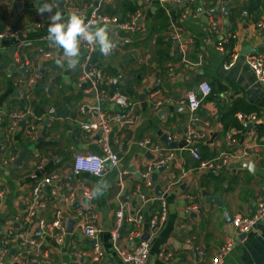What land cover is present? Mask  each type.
I'll return each mask as SVG.
<instances>
[{"label":"crops","instance_id":"0c3cea01","mask_svg":"<svg viewBox=\"0 0 264 264\" xmlns=\"http://www.w3.org/2000/svg\"><path fill=\"white\" fill-rule=\"evenodd\" d=\"M61 1L0 0L3 17L0 26L4 29L0 35L6 33L0 36V188L5 189L0 208V235L22 228L19 218L33 186L45 176L57 173L62 178L60 195L73 192L76 199L66 206L43 185L42 198L46 202L55 201L57 206L47 203L39 216L50 223L55 212L61 210L63 243L59 245L51 235L40 236V230L32 229L31 238L42 243L47 256L40 262H32L35 254L31 251L28 264H94L88 253L95 242L85 237L79 227L80 215L88 211L98 216L97 242L105 255L100 264H126L118 250L132 244L127 228H119L116 247L110 242L109 232L114 227L115 211L121 206H125V212L141 207L139 193L152 198L150 206L143 208L145 213L158 210L161 200L167 209L165 221L153 236H149L146 221L142 228V238L149 237L150 245L146 264H211L218 249L229 240L233 246L220 264H264V223L244 235L235 233L231 225L234 216L253 214L256 200L264 194V91L244 63L246 56L264 55V33L255 28V22L264 15V0H215V3L181 0L179 5L172 2L162 5L153 0L149 3L64 0L62 7ZM45 2L55 5L52 13L37 14V7ZM130 2L140 12L136 28L126 31L107 26L116 44L111 54L105 56L98 45L88 44L89 49L80 47L74 69H68L66 61L63 67L57 66L63 50L50 47L45 39L50 15L61 13L62 22L73 12L85 19L92 10L110 16L121 12L123 3ZM16 4H20L19 10ZM163 12L168 15L170 25L157 30L155 25ZM213 20L216 30L209 31ZM174 28L180 34L178 40L169 38ZM229 42L231 46L226 47ZM182 48L186 49V62L182 60ZM39 50L50 52L51 57L45 58ZM159 51L163 52L162 56ZM93 52L97 53L95 64ZM232 53H237L239 58L225 68ZM40 64L44 70L43 82L38 72ZM21 68H26L23 75ZM92 70L100 71L103 82L97 87L84 86L87 77L83 76ZM130 75H134L128 83L134 124L112 127L107 135L101 130L83 131L81 122L119 110L108 101L107 89L115 79ZM201 83H209L212 91L201 101L193 120L184 103L185 94ZM113 91H124L121 82ZM150 91H159L163 99L158 108L148 99ZM237 100H244L257 110V119L253 123L240 121L243 124L240 130L231 126L224 129L221 117ZM22 108L30 109L29 119L15 123L10 115ZM51 109L55 113L50 114ZM34 112L39 116L45 114L36 117ZM191 128L206 134L202 141L196 142L201 157L206 160L218 158L221 153L240 152L249 140L258 148L256 152L250 151L247 160L227 158L225 165L203 170L198 160L183 149ZM162 135L172 138L177 148L164 144ZM227 135L235 141L227 140ZM102 138L116 151L117 166L100 177L73 174L74 157L100 153L98 141ZM146 141L149 145H142ZM150 144L162 154L174 153L165 170L157 173L161 196L155 194L156 186L151 180L152 186L145 190L142 183L148 167L159 160ZM21 150H24L21 163L16 164ZM248 162L257 167L255 172L242 166ZM154 169L158 168H151V172ZM151 172L146 178L150 179ZM82 189H88L90 196L83 197ZM210 197L219 198L220 205L206 200ZM192 206L196 209L192 210ZM24 249L12 238L7 239L1 248L2 261L21 264L15 261V256Z\"/></svg>","mask_w":264,"mask_h":264},{"label":"built area","instance_id":"2783aa9c","mask_svg":"<svg viewBox=\"0 0 264 264\" xmlns=\"http://www.w3.org/2000/svg\"><path fill=\"white\" fill-rule=\"evenodd\" d=\"M157 4H167L169 2L174 3L175 5H179L181 0H153ZM193 1V0H189ZM140 16V12H137L132 16L131 20L126 23L118 22L116 17L104 16L99 14L96 10H92L90 15L85 22L88 21H98L101 25L111 26L113 28H120L126 31H133L136 28V20ZM216 22L211 21L209 27V31L216 30ZM255 28L264 33V15L255 22ZM6 33L1 34L0 36H4ZM173 40L180 39V34L174 28L173 34L171 35ZM81 46L83 49H89V45L86 42H81ZM222 50V48H219ZM41 54L44 55L45 58H50L51 53L47 51L39 50ZM182 60L186 62V49H181ZM239 56L237 53H232L230 57V61L228 62L225 68L231 67L237 60ZM245 65L252 71L257 82L261 86L264 91V55H254V56H246L244 58ZM90 78L93 76L92 86L97 87L102 81L103 76H101L100 71L92 70L83 77ZM106 92V90H105ZM211 93V87L209 83H201L197 86L196 89L188 91L185 94L184 103L187 107L188 112L191 115V119L196 120V112L199 110L201 101L208 97ZM108 101L119 108L118 111L108 112L105 115L95 119L81 122L80 126L83 131L87 133H93L95 131L101 130L105 135H107L112 127H129L132 126L135 122L133 118V107L130 102L128 95L124 94L123 91H113L107 95ZM149 101L153 104L154 108H158L162 105L163 99L160 98L159 91H150L148 94ZM30 109H24L20 111L13 112L10 115L12 121L19 122L22 120H26V117L30 114ZM50 114L55 113L54 109H51ZM238 119L241 122L253 123L257 119L256 114L243 115L238 114ZM204 125H208V122H204ZM32 129V127H31ZM205 132L197 129H189L185 136V143L183 149L189 151L193 158L199 161V167L203 170H211L219 168L226 164L224 159L233 158L238 161H244L249 158L250 151H257V144L253 142L247 141L240 152L235 154L225 155L221 153L218 158H212L208 160H201L200 153L198 148L196 147V142H200L205 138ZM227 140L230 142H234L235 140L232 136L227 135ZM104 138V137H103ZM101 139L98 141V147L101 152H88L77 154L74 157V162L72 165V173L73 174H82L87 173L93 176L100 177L104 175L111 168H115L118 163V155L112 152L109 144L106 140ZM172 141V138L169 137ZM149 145V142L146 141L142 145ZM153 152L158 154L159 160L153 165L148 167V171L142 177L144 179L143 184L144 188H150L152 183L149 178H146L151 172V168H161L164 167L170 160L174 158V153L169 151L167 154H162L161 150L157 149L158 147L152 146ZM150 171V172H149ZM149 172V173H148ZM62 178L60 174L53 173L45 176L41 179V181L33 186L31 194L25 200V205L22 210V214L20 216L21 225H23L22 230L18 232L15 236H13V241L16 242L22 248H25L22 252H19L15 256V261L20 262L21 264H28V253L33 252L35 257L31 260L32 262H40L43 258L47 256L45 251L42 250V243L37 241L35 238H31L30 231L34 228L41 231L40 236L51 235L54 237L55 242L59 245L63 243L65 231L64 227L59 220V216L61 214V210H57L55 212V218L52 222L46 223L40 216L39 212L44 210L47 207V203H50L53 207H56L55 201L46 202L42 198V188L43 185H46L50 188V194L53 197H57L58 200L62 202V204L66 206H70L74 200L76 199V195L73 192H70L68 195H60V187L62 185ZM5 194V189L3 187L0 188V208L1 203L3 201V196ZM83 197H89L90 193L88 189H82L80 193ZM141 200V207L133 210L132 212H125V206H121L117 211H115V220L114 227L110 230V242L113 246L116 247L117 240L119 237L118 230L122 226L127 228V237L129 242H132L130 246H124L118 250L119 256L123 262L126 264H146V261L149 257V240L142 238L143 226L145 225V210L143 208L148 206L152 202V198L147 197L146 195H141L139 193ZM192 210H195L196 207L192 206ZM127 211V210H126ZM83 213V212H82ZM149 221L146 222L148 227L149 236H153L157 229L161 226V224L165 221L167 217V209L165 204L160 202V208L155 212L148 214ZM98 216L96 213L87 212L80 215V223L79 227L82 234L93 240L95 243L92 245V250L88 253L92 263L100 264L104 260V251L101 246L97 242V237L99 234V227L97 226ZM261 223H264V194L259 196L256 200V207L253 214L250 216H234L232 220V229L237 234H248L249 232L255 230L257 226ZM54 230H57L54 232ZM10 234V230L5 232V236ZM3 236L0 239V264H5L1 258V248L2 245L6 243V238ZM233 246V241L229 240L226 244L221 246L216 252L215 258L212 259L211 264H220L225 254L231 249Z\"/></svg>","mask_w":264,"mask_h":264},{"label":"clouds","instance_id":"9594fccd","mask_svg":"<svg viewBox=\"0 0 264 264\" xmlns=\"http://www.w3.org/2000/svg\"><path fill=\"white\" fill-rule=\"evenodd\" d=\"M54 6V4L45 2L37 7V14H51ZM50 21L48 35L45 39L50 42V47H58L63 50V57L56 61L57 66L63 67L66 61L67 68L74 69L78 64L81 42L98 45L100 52L105 56L111 54L116 48L108 27L101 26L98 21L86 23L85 18L76 12H73L66 22H62L61 13L57 12L55 15H50Z\"/></svg>","mask_w":264,"mask_h":264},{"label":"trees","instance_id":"16d2710c","mask_svg":"<svg viewBox=\"0 0 264 264\" xmlns=\"http://www.w3.org/2000/svg\"><path fill=\"white\" fill-rule=\"evenodd\" d=\"M182 1L184 2L185 0H182ZM187 1H189V0H187ZM209 1H212L213 3H215V0H209ZM122 6H123V10L121 12L116 11L114 13V15L113 14L110 15L112 17H116L118 22H120V23L129 22L131 20V17L133 15H135L137 12H139V9L137 8V6L131 2L130 3H123ZM262 6H263V10H264V3H262ZM2 18L3 17L0 16V23H1ZM169 25H170V23H169L168 15L163 12L161 15V20H159V22L155 25V29H157V30L163 29L164 30V29L169 28ZM3 31H4L3 27L0 26V33ZM172 34H173V32H172ZM169 38L171 40L172 36L170 35ZM231 44H232V42L231 43L229 42L227 45L226 44L225 45H226V47H230ZM158 54L160 56H162L163 52L159 51ZM211 91H212V89H211ZM24 108H26V107H24ZM24 108H22V110H24ZM18 111H20V110H18ZM256 113H257V110H254L252 108V106L247 104L244 100H237L236 103L231 108H228V110L223 114V116L221 117V122L224 126V129L231 126L237 130L238 129L240 130V129H242L243 124L238 119V114L249 115V114H256ZM33 114L36 117H40L41 115H44L45 113L42 112L40 116H39V114H37L35 112ZM256 130L255 131L259 134L260 129L257 127ZM200 156H201V154H200ZM201 160H206V159H203L201 157ZM143 187H144V185H143ZM144 190H145V188H144ZM21 226L23 227V225H21ZM21 230H22V228L17 230V231L10 230V234H7V239L13 238V236H15Z\"/></svg>","mask_w":264,"mask_h":264},{"label":"water","instance_id":"95a60500","mask_svg":"<svg viewBox=\"0 0 264 264\" xmlns=\"http://www.w3.org/2000/svg\"><path fill=\"white\" fill-rule=\"evenodd\" d=\"M140 3L142 2H151L152 0H139ZM64 0H62L60 3H59V6H63L64 5ZM141 5V4H139ZM16 8L19 10V7L20 4H16L15 5ZM66 14V12H64ZM92 56H93V61L92 63L95 64L96 63V59H97V53L96 52H93L91 53ZM97 67L99 68L100 67V64H96ZM90 67V66H89ZM87 68L86 70L89 71L90 68ZM22 70L21 73L23 75L24 73V70L26 68H21ZM38 72H40L42 74V76L40 77V81L43 82L45 80V76L43 75L44 74V70H43V66L40 64L38 66ZM134 78V75H130V76H127V77H123V76H120L119 78L115 79L114 80V83L107 89V92H111L113 90V88L117 87V84L118 82H121V85L124 87V94L126 95H130L131 94V89L128 88V83ZM137 79H140V76L137 75ZM92 81H93V76H91L90 78H88L86 80V83L84 84V86L88 85V84H92ZM118 108V107H117ZM119 109V108H118ZM60 114V113H59ZM27 119H29V117H27ZM26 121V120H25ZM25 121L21 122V124H23ZM43 123H47V121H44ZM161 141L166 144L169 148H172V149H175L177 148V145L171 141L169 139L168 136L166 135H162L161 136ZM112 152L116 153V151L112 148ZM23 153H24V150H21L20 151V154H19V157L18 159L16 160V164H20L21 163V159H22V156H23ZM242 166L245 167V168H248L250 171H253L255 172L257 170V167L252 163V162H248V163H242ZM165 168L164 167H161V168H158V169H154L151 174H150V180L155 184L156 186V191H155V194L157 196H161L163 194V191L160 189L159 187V184L157 182V173L158 172H161V171H164ZM144 179L142 178V183H143ZM207 201H212V202H215L217 205H220V200L219 198H213V197H210V198H206ZM78 202H76L77 204ZM133 205L135 206V202L133 203ZM150 206V204L148 205ZM146 211H148V208L146 209ZM145 221L148 222L149 221V215L148 214H145ZM17 227V226H16ZM37 233L39 234V232L37 231ZM244 235V234H243ZM146 238V236H145ZM147 239V238H146ZM92 241V240H91ZM93 242V241H92Z\"/></svg>","mask_w":264,"mask_h":264},{"label":"flooded vegetation","instance_id":"af4514ba","mask_svg":"<svg viewBox=\"0 0 264 264\" xmlns=\"http://www.w3.org/2000/svg\"><path fill=\"white\" fill-rule=\"evenodd\" d=\"M3 236H5V233L0 235V239H1ZM5 238H6V240H7V237H6V236H5Z\"/></svg>","mask_w":264,"mask_h":264},{"label":"rangeland","instance_id":"374dc122","mask_svg":"<svg viewBox=\"0 0 264 264\" xmlns=\"http://www.w3.org/2000/svg\"><path fill=\"white\" fill-rule=\"evenodd\" d=\"M252 57V56H251Z\"/></svg>","mask_w":264,"mask_h":264}]
</instances>
